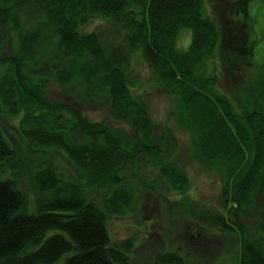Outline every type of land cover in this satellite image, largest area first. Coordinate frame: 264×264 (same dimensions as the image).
Segmentation results:
<instances>
[{"label": "trees", "instance_id": "obj_1", "mask_svg": "<svg viewBox=\"0 0 264 264\" xmlns=\"http://www.w3.org/2000/svg\"><path fill=\"white\" fill-rule=\"evenodd\" d=\"M225 10L216 23L204 0H0V264H264V71L254 15ZM133 58L170 99L163 122ZM232 58L257 75L228 93ZM52 86L68 100L49 98ZM193 168L219 179L217 206L187 194ZM144 193L169 239L147 260L107 227L143 223ZM220 235L230 255L209 256Z\"/></svg>", "mask_w": 264, "mask_h": 264}, {"label": "rangeland", "instance_id": "obj_2", "mask_svg": "<svg viewBox=\"0 0 264 264\" xmlns=\"http://www.w3.org/2000/svg\"><path fill=\"white\" fill-rule=\"evenodd\" d=\"M260 0H204V12L210 18H214L216 23L225 22V8L232 9L236 14V17L243 18V13L248 17L253 16L252 20V29L254 30V35L256 38V43L254 45L255 56L254 61L258 65L260 72L264 71V16L261 13L263 9L262 5H259ZM222 4L223 7L220 8L219 5ZM236 8V9H234ZM222 10V14L219 15L216 11ZM244 20V18H243ZM246 20V19H245ZM98 21L94 22L90 28L98 25ZM226 23V22H225ZM244 24L248 27V23L239 19V24ZM244 26V27H245ZM190 38V33L186 30H183L178 39V46L184 48L188 44V39ZM244 58H232L230 63H228L229 69L233 73V79H227L228 76H221L220 84L222 85V90L227 91L231 85L237 87L243 81L245 85H249L248 82L254 80V77L257 75V72L253 69L251 61H243ZM134 69L141 77L142 86L141 91L146 90V95L143 94L146 101L149 103L154 118L157 122H163L167 118V110L169 106L170 99L167 96L158 95L155 92L153 85L146 82V79L149 75V70L146 68L144 62L140 58H133ZM229 85L227 88L226 86ZM251 86V85H249ZM49 98L53 100L67 101L68 97L64 91L56 88L50 87L48 90ZM89 118L93 120H100L105 118L107 115L95 108H87L83 112ZM16 122V120L14 121ZM116 126H122L119 123L113 122ZM182 139V144L184 137L180 134ZM191 184L188 190V195L191 198L200 200L202 202H207L211 205L217 206L218 195L221 188V183L216 175L204 171L203 169L193 168L190 171ZM144 205L141 208L142 219L144 220L141 224H136L135 214L134 215H125L122 217H114L108 221V232L113 240H121L124 238H134L136 241L135 253L138 257H146V260L149 257H152L150 253L151 249H158L165 244L169 243L167 237V231L165 230V217L164 210L162 208L159 198L155 195H149L144 193ZM248 220L245 221V225L250 228L252 224V216L248 214ZM170 234V233H169ZM185 233H180L175 240H178ZM212 248L210 251L206 252L209 256L219 251L220 254L226 253L230 255L232 249L229 248L232 245V240L225 235H220L217 238H213ZM228 243H230L229 247ZM195 248V246H194ZM230 252H228V250ZM150 253V254H149ZM198 262V261H197ZM230 260L226 262L229 264ZM56 264H63V259H60Z\"/></svg>", "mask_w": 264, "mask_h": 264}]
</instances>
